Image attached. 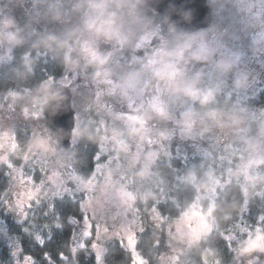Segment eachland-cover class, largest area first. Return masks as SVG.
Segmentation results:
<instances>
[{
    "label": "clouds",
    "instance_id": "clouds-1",
    "mask_svg": "<svg viewBox=\"0 0 264 264\" xmlns=\"http://www.w3.org/2000/svg\"><path fill=\"white\" fill-rule=\"evenodd\" d=\"M0 264H264V0H0Z\"/></svg>",
    "mask_w": 264,
    "mask_h": 264
}]
</instances>
